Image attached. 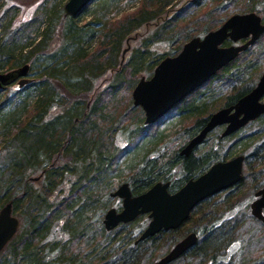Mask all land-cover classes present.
Listing matches in <instances>:
<instances>
[{
	"label": "trees",
	"instance_id": "trees-1",
	"mask_svg": "<svg viewBox=\"0 0 264 264\" xmlns=\"http://www.w3.org/2000/svg\"><path fill=\"white\" fill-rule=\"evenodd\" d=\"M119 2L123 0H92L79 17H65L61 7L53 5L43 28H35V35L23 40L24 33L13 30L17 24L10 26L13 16L9 25L2 26L7 31L0 33V71L5 70L0 74L24 67L26 73L0 88L5 93L0 99V209L10 203L20 221L0 254V264H152L168 252L162 250L154 259L162 246H173L191 232L197 242L170 264H264V257L258 263L257 258H242L238 251V258L228 255L240 239L243 250L251 245L240 233L245 223L259 222L248 208L242 211L229 204V195L240 184L230 194L200 203L179 229L143 241L137 239L149 222L146 216L112 231L103 225L106 211L121 206L111 197L115 186L126 183L132 196H138L156 183L168 182L169 193H175L212 164L229 159L233 150L245 155V181L252 170H256L253 177L264 178V115L255 122L258 134L240 131L224 139L218 134L212 139L216 146L208 147L209 135L189 156L180 154L218 110L217 101L223 100L224 107L234 105L257 83L253 68L262 54L254 57L256 62L245 63L251 47L152 125L145 124L142 110L134 108L129 98L123 101L140 78L151 77L161 60L216 28L197 31L192 26L195 13L188 11L200 10L208 2L209 13L229 7L236 14L260 15L264 2L138 0V9L109 20L112 4L116 7ZM88 8L87 22L81 24ZM224 20L220 18L218 25ZM131 35L140 40V47L119 67L123 43ZM117 67L106 88L96 91L97 78ZM20 80L27 82L20 87ZM214 82H222L228 90L215 94ZM14 84L17 90L12 94L7 89ZM171 114L193 123L184 131L185 145L167 154L161 147L169 136L157 126ZM175 124L172 129L178 131L181 123Z\"/></svg>",
	"mask_w": 264,
	"mask_h": 264
},
{
	"label": "water",
	"instance_id": "water-1",
	"mask_svg": "<svg viewBox=\"0 0 264 264\" xmlns=\"http://www.w3.org/2000/svg\"><path fill=\"white\" fill-rule=\"evenodd\" d=\"M91 0H68L64 5L65 16L75 17ZM264 33V25L255 13L233 15L215 31L202 38H192L186 42L175 57H167L155 68L149 79L141 78L131 93L133 106L140 107L145 116V124H154L176 104L199 88L220 69L227 66L237 55L246 50ZM251 36L241 46H220L230 39L237 42ZM26 67L0 74V88L18 77L25 76ZM25 80H20L21 87ZM264 74L256 86L233 107L213 113L205 126L185 145L180 154L189 156L195 147L202 143L208 133L221 125H227L222 137L236 132L249 121L264 113ZM233 111V112H232ZM232 112V113H231ZM243 156L230 161L213 164L203 175L189 180L174 194L168 192L169 183H156L138 196H132L127 184H122L112 194L121 200V210L110 209L106 212L103 225L107 231L119 224L133 222L140 215H148L150 222L141 233L137 242L146 240L160 231L178 229L184 224L190 212L203 200L227 188L235 186L241 180ZM251 203V215L264 224V188L256 194ZM19 220L12 216L11 204L0 209V252L15 236ZM197 242L195 233H190L176 243L163 257L152 264H170Z\"/></svg>",
	"mask_w": 264,
	"mask_h": 264
},
{
	"label": "rangeland",
	"instance_id": "rangeland-1",
	"mask_svg": "<svg viewBox=\"0 0 264 264\" xmlns=\"http://www.w3.org/2000/svg\"><path fill=\"white\" fill-rule=\"evenodd\" d=\"M67 1L68 0H0V25H1V28H0L1 32L0 33L7 31L6 29H3L2 26L6 25L9 22V18L10 17L12 18V16H13L12 20L10 19L12 21V24L10 26L13 29V27L17 24V26L13 30L14 31L19 30V31H21V33H24L23 34L24 36L21 37V39L22 40L26 39L28 37V35H31V37H33L35 35V33H33L35 28H40V29L43 28L44 23L42 21L44 20V18H46L45 15H48V13H49L48 10L53 5L56 6V8L59 6V7H61V10L64 14L63 7ZM261 1L264 2V0H261ZM112 6H111L112 7L111 10L109 11V13L107 15V18H109V20L115 21V20H119V19L123 18L124 15L131 13V12L135 11L136 9H138L140 7V2H138V0H136L132 3L128 0L127 1L123 0V2H119V4L116 7H115V4H112ZM208 6H209V4H208V2H206V3H204V5L201 7L200 10H196V11H192V12L188 11L189 14L195 13L193 15V19H192V22H194L192 24V26H194L195 29H197V31H200L204 26H215L216 25L215 27L217 29L222 24V23H219V25H218L220 18L227 19L229 16L236 15V13H237L236 10H234V9L229 10V7L226 10L224 9L225 11L223 10V12L216 11L215 13H213V11L211 10L212 12L209 13ZM90 10H91V8H88L87 12H85L84 15L80 17L81 24H84L87 22L88 16H86L85 14L86 13L89 14ZM231 12H232V14H231ZM206 15H208V16H206ZM79 16L80 15H78L77 17H79ZM259 16L262 18V22L264 24V13L262 12ZM4 17H6V20L5 19L2 20ZM18 21L20 23L23 22L24 24L22 26H19L20 23H18ZM8 25H9V23H8ZM141 36H143V35H140V37ZM8 37H9V35H8ZM133 37H134V35L129 36L123 43L122 50L120 52L119 60H118L119 61L118 62L119 67L121 66L120 64H123L124 61L127 60V57L130 56L131 51L135 47H140V44H138L140 42V40H137L138 38L132 39ZM30 41L31 40H29V42ZM96 47H97L96 43L93 42L92 49L94 50ZM174 47H175V45L172 46V48H174ZM159 49H161V48H159ZM246 50H244L242 53H244ZM260 53L262 54V57H259L257 62H256L254 57L256 58V56L258 54L260 55ZM250 59H252V60H250ZM244 61H245V63L256 62L257 67H255V65H254L253 69H255V70L253 72L256 76H258L256 79V80H258L260 78V76L264 73V33L262 36H260L258 38V40L254 44H252L251 50L248 53V56L246 57V59ZM117 69H118V67L116 69H106L97 78V82L95 83L96 91H103L106 88L107 83L109 82V80L113 76V72ZM4 71H0V72L3 73ZM255 78L256 77H254L253 80H255ZM30 79H33V78H30ZM249 81L250 80H246L243 82L249 83ZM239 86H240V84L237 85V87H239ZM211 87H213V92H215V94H218L217 92H219V90L222 91V93L223 92L225 93L226 89H227L226 85L223 84L222 82H214V84H212ZM9 88L10 89H7V90L12 91V94L14 92H16V90H17L16 84L10 86ZM131 93L132 92H130L128 94L127 93L124 94L125 98L123 99V101H125L127 98H129L132 102ZM4 94L0 92V99L5 96ZM24 94L27 95V92H25ZM228 94H229V91H228ZM224 97H225V95L222 96V98H224ZM201 100H203V99H201ZM222 101L223 100L217 101V104H219V108H217V109H220V107H223L222 104H220ZM134 108H137V107L134 106ZM174 117H175V115L171 114L170 116L167 117L165 122L160 123L157 126L158 130H162V129H163L162 131L165 130L163 132V134L167 133V135L169 136L168 141L165 144H163L161 147L162 148L161 151L164 153H167V154H172L173 152L179 150L183 145H185L186 135H185L184 131L188 127H190L193 123V121H189L186 119H178L177 120V118L174 119ZM256 120L254 122L250 123L249 126L247 125L245 128H243L240 131L244 134H249V133L258 134V128L259 127H258V124L255 123ZM175 122H176V124L181 123L180 129L178 131H175L172 129ZM221 132H222V129L220 128V129H216V130L212 131L209 134L210 137H209V140L207 143L208 147L211 145L216 146L215 142L212 139L215 138ZM118 140H119V138H118ZM118 140L116 139L117 143H118ZM250 151L251 150H249V152ZM239 154H240L239 150H233L232 155L229 158H232V157L239 155ZM261 154H264V150L261 151ZM255 171L256 170H254V171L252 170L249 173L250 174L256 173ZM246 172L247 171L245 170V166H244L243 172H242L243 179L236 186H238L239 184L240 185L238 186L237 190H234L232 192V195H229V204L230 205H236L237 206L236 209H238V210L242 209V211L244 208L249 209V203L251 202V200L253 198V193L256 192L258 189H262L264 186V178L262 180H260V178L255 177V175L253 177L252 174L245 181V178H246L245 176L247 175ZM117 187H118V185L114 187L112 192H114L117 189ZM222 198H224V195H223V197L216 198L215 200L218 199V201H220V200H222ZM215 200H213L212 202H214ZM242 211H238V214L241 215ZM199 213H200V211H199ZM143 221H145V220H141V222H143ZM244 226L245 227H244L243 231L240 233V235H241L240 237H243L244 239L248 238L251 245L246 246L243 250L241 242H240L241 239H240V240H238L237 244H234V246H232L228 250V255L230 256L231 254L232 255L234 254V256L236 258H238V256L235 254L238 251V255L243 254L242 258H244V259L251 258L254 260L257 258L258 261H256V262L259 263L260 259H263V257H264V226H262L259 222H256V221L247 222L244 224ZM124 232H126V231H124ZM162 242L163 241H160V244ZM171 247L172 246H168V245L162 246V248H160V250L154 255L153 258L155 259V258L160 257L159 255H161L162 253L161 254H159V253L162 250H165L163 252V254H165L167 251L170 250ZM246 248H249V249L247 250ZM232 255H231V259L233 260L234 256L232 257ZM183 262H184V260L181 263H183Z\"/></svg>",
	"mask_w": 264,
	"mask_h": 264
},
{
	"label": "flooded vegetation",
	"instance_id": "flooded-vegetation-1",
	"mask_svg": "<svg viewBox=\"0 0 264 264\" xmlns=\"http://www.w3.org/2000/svg\"><path fill=\"white\" fill-rule=\"evenodd\" d=\"M223 23H224V22H222V24L220 25V27L223 25ZM215 29H216V28H215ZM215 29H213V30H215ZM213 30H212V31H213ZM216 30H217V29H216ZM210 32H211V31H210ZM204 35H205V34H204ZM204 35H203V36H204ZM203 36H200V38H202ZM249 40H250V38L240 39V40H238V41L236 42V45H234L230 40L227 39V40L222 44V46H223V47H229V46H231V45H234V46H241V45H244V44H245L247 41H249ZM253 88H254V87H253ZM253 88H252V89H253ZM252 89H251V90H252ZM195 91H197V90H195ZM195 91H194V92H195ZM194 92H193V93H194ZM193 93H191V94H193ZM191 94H190V95H191ZM190 95H188L187 97H189ZM187 97H185V98L181 101V103H182ZM243 97H244V96H243ZM240 99H241V98H240ZM240 99H239V100H240ZM239 100H238V101H239ZM238 101H237V102H238ZM237 102H236V103H237ZM236 103H235V104H236ZM260 103H261V104H264V96L260 99ZM235 104H234V105H235ZM234 105L226 106V107L223 106V107H221L220 109L216 110L215 112H217V111H219V110H222V109H229V108L233 107ZM215 112H214V113H215ZM232 112H233V111H232ZM232 112H231V113H232ZM211 115H212V114H211ZM211 115H210V116H211ZM210 116H209V117H210ZM209 117H208V119H209ZM208 119L206 120V123H207ZM254 121H255V120H254ZM254 121H249L245 126H243L242 128H240V129L237 130L236 132H233V133H231V134H229V135H227V136H225V137H222V135H223V132L225 131L227 125H221V126H218L216 129H220V128L222 129V132L220 133V138L224 139V138H227V137H232L235 133H238L241 129L245 128L247 125L249 126V124L252 123V122H254ZM206 123H205V124H206ZM205 124H204V126H205ZM204 126H203V127H204ZM216 129H214V130H216ZM214 130H213V131H214ZM192 138H193V137H192ZM192 138H191V139H192ZM188 142H189V141H188ZM188 142H187V143H188ZM199 146H200V145H199ZM199 146L195 147L194 150L197 149ZM194 150H193V151H194ZM193 151H192V152H193ZM238 156H243V158H244V160H245V155L239 154V155H236V156H234V157H232V158H229V159H227V160H225V161H230V160H232V159H234L235 157H238ZM185 157H186V156H185ZM244 160H243V163H242V172H243V167H244ZM225 161H221V162H225ZM217 162H219V161H217ZM209 168H210V167H209ZM209 168H208V169H209ZM208 169H207V170H208ZM207 170H206V171H207ZM206 171H205V172H206ZM205 172H204V173H205ZM204 173H203V174H204ZM203 174H202V175H203ZM200 176H201V175H200ZM200 176H199V177H200ZM242 179H243V177H242ZM242 179H241V180H242ZM234 188H236V186L231 187V188H228V189L225 190V191H226V192L229 191V194H230V191H232ZM263 188H264V186H263ZM263 188H262V189H263ZM260 190H261V189H258L256 192L253 193V198H252L251 202L249 203V209H250V205H251V203L254 202V201L257 199L256 194H257V192H259ZM225 191H223V192H225ZM223 192H221V193H217V194H215V195H213V196H211V197H209V198H207V199H210V198H212V197H214V196H217V195H219V194H222Z\"/></svg>",
	"mask_w": 264,
	"mask_h": 264
}]
</instances>
